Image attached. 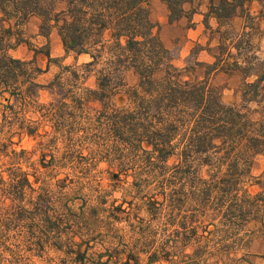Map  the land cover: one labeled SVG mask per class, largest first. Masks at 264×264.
<instances>
[{
	"label": "rangeland",
	"instance_id": "obj_1",
	"mask_svg": "<svg viewBox=\"0 0 264 264\" xmlns=\"http://www.w3.org/2000/svg\"><path fill=\"white\" fill-rule=\"evenodd\" d=\"M208 4V0H193L184 6V17L170 23L167 5L151 0V18L159 25L155 32L178 67L187 61L212 64L219 59L224 71L213 77V83L225 102L242 104L244 82L256 80L246 78L245 72L264 73V0L251 1L247 11L228 26H219L214 18L205 25ZM40 25L41 19L32 17L22 30L23 43L10 51L12 57L31 62V77L42 85L35 101H22L0 88V264H124L127 260L128 264H264L261 222L251 224V237L243 247L218 244L214 226L199 247L186 245L183 238L189 231L184 229V217L192 213L187 189L176 198L182 206L166 219H158L151 212L152 197L138 187L140 180H152L153 169L113 141L107 122L99 116V101L86 102L84 111L71 101L59 103L57 115L48 113L57 105L51 86L55 77L63 68H76L90 59L66 54L57 30L46 38ZM229 29L235 33L233 41L225 42ZM237 61L239 67H232ZM124 83L126 91L136 85L133 71L125 74ZM74 84L64 91H71L69 95L76 99L83 89H98L97 75L89 73ZM128 102L125 93L114 99L117 108ZM13 169L40 189L45 201L41 210L7 206L13 193L9 180ZM252 176L249 191L255 195L261 191L259 180L264 181V151L255 158ZM261 215L264 220V210ZM167 218L176 223L171 225ZM153 253L157 259H150Z\"/></svg>",
	"mask_w": 264,
	"mask_h": 264
},
{
	"label": "trees",
	"instance_id": "obj_2",
	"mask_svg": "<svg viewBox=\"0 0 264 264\" xmlns=\"http://www.w3.org/2000/svg\"><path fill=\"white\" fill-rule=\"evenodd\" d=\"M162 1L170 23L184 17V6L193 2ZM208 1L207 27L209 18L219 26L230 25L255 0ZM35 16L41 19L40 32L46 38L57 30L66 54L90 59L76 68H63L55 77L51 86L57 105L48 113L57 115L59 103L71 101L84 111L86 102L99 101V116L107 122L113 141L153 169L152 180H140L138 187L152 197L151 212L158 219L182 206L176 198L187 189L192 213L184 217V229L189 231L183 238L186 245L199 247L206 242L210 226L212 233L219 234L221 246L247 245L251 224L264 223V181L259 180V193L249 191L255 158L264 151V73L246 71V78L256 80L244 82L242 104L225 102L213 83L224 65L217 59L212 64L195 60L176 66L174 54L155 32L159 25L151 18V0H0V88L25 102L35 101L42 85L31 77V62L12 57L10 51L23 43L22 30ZM226 33L225 42H232L235 33L230 29ZM45 55L51 58L49 52ZM231 66L239 67L238 61ZM129 71L137 76V83L126 91ZM92 72L97 75V90L83 89L76 99L71 91H64ZM124 93L129 102L117 108L114 99ZM9 180L10 209L43 208L44 197L27 175L9 170ZM157 258L156 253L150 256Z\"/></svg>",
	"mask_w": 264,
	"mask_h": 264
}]
</instances>
